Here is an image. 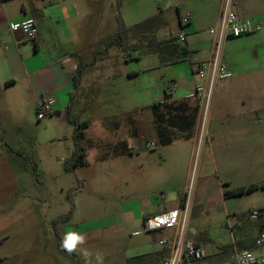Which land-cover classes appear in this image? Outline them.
Returning a JSON list of instances; mask_svg holds the SVG:
<instances>
[{"label": "rangeland", "instance_id": "rangeland-1", "mask_svg": "<svg viewBox=\"0 0 264 264\" xmlns=\"http://www.w3.org/2000/svg\"><path fill=\"white\" fill-rule=\"evenodd\" d=\"M26 1L16 0L8 9ZM73 1L80 5V11H87V16L82 24L73 19L68 26L83 29L79 42L86 47L82 55L85 72L71 119L88 124L82 130L89 163L65 172L64 162L72 155L75 131L65 116H47L39 121L36 108L18 105L17 109H9L0 96V264H85V250L91 254V264H96L97 254L103 256V264H156L155 258L150 260V255L144 253L149 246L157 247L155 239L169 238L168 232L154 235L144 227L136 232L125 222L131 216L125 210L160 197L157 187L149 184V164L160 161V147L147 149L132 159L111 156L116 138H127L130 143L129 138H137L133 135L135 122L154 120L153 104L166 100L170 82L178 86L173 94L176 97L194 91L200 81L191 74L189 61L163 65L160 56L148 50V39L160 42L187 35L191 58L197 60L215 51L217 36L211 31L217 26H202L194 35L184 22L190 19L189 10L203 0ZM158 14L165 24L147 40L129 39L124 42L127 48L115 46L105 52L106 39ZM56 35L64 39L62 32ZM247 38L230 39L226 54L230 48L233 55L242 53ZM28 44L33 46L32 42ZM221 50L225 54L223 44ZM12 53H16L13 46L0 47L1 68ZM212 102L202 107L198 116L190 112L189 129L170 131L171 138H204L205 142L212 138L217 106L215 98ZM153 138H157L156 131ZM232 162L228 174L218 172L211 153L200 142L188 182L187 173L180 181L182 187L187 182L186 192L191 196L187 238L208 245L210 251L222 244L230 245L233 237L229 224L244 222L252 229L264 224V189L225 197L228 190L263 183L264 151L233 158ZM126 170L128 173H124ZM253 210L262 212L257 221L248 219ZM69 214L68 220H60ZM68 231L86 237L72 254L60 247Z\"/></svg>", "mask_w": 264, "mask_h": 264}, {"label": "crops", "instance_id": "crops-1", "mask_svg": "<svg viewBox=\"0 0 264 264\" xmlns=\"http://www.w3.org/2000/svg\"><path fill=\"white\" fill-rule=\"evenodd\" d=\"M15 1L0 0V47L5 44L16 49L15 54L7 55L4 69L0 67V96L9 109H17L18 105L21 107L27 105L35 109L42 98L52 97L55 99V108L50 117L56 119L65 116L68 119L69 105L72 111L81 88L85 72L82 55L86 50V47H81L79 42L83 29L68 26L69 21L73 19H78L79 24H82L87 11L84 9L80 11V5L73 0H28L22 2L18 8L9 10V5H14ZM222 4L223 0H203L189 10L188 27L193 30L194 35L202 26L219 25ZM234 10L240 19H250L260 23L262 30L243 36L250 39H246L247 46L238 55L237 53L233 55L231 48L226 54L229 40L233 38H227L223 42L225 54L221 50L220 60L230 70L232 76L218 80L212 93L211 99L214 102L215 98L217 104L216 128L212 138H206L205 142L204 138H171L170 136V131L184 132L189 129L190 112L195 111L198 116L202 107L205 109V98L196 97L195 90H185L184 95L176 97L165 93L166 100L158 103L157 110L161 117L163 116V123H160L163 133L161 135L158 130H155L157 138H153L154 147L149 146V149L153 151L157 146L160 147V161L149 164V176L152 178L149 184L151 187H157L160 197L149 198L148 201L125 210L127 216L131 214L125 222L136 228V232H142L141 228L144 227V220L147 217L181 208L185 200L191 163L200 142L203 149L211 153L217 171L224 174H228L232 169L233 158L242 159L253 152L264 151V126H262L264 121V0H234ZM31 17L36 19L39 30L38 40L32 42L33 46L28 44L19 33L10 29L11 23H20ZM56 32H62L64 39L59 40ZM185 37V42L192 52L189 38L187 35ZM46 50L50 52L49 55L45 54ZM213 56L214 51L211 50L207 56L197 60L190 57L187 61L191 65V74L195 75L199 63L208 61ZM79 67L82 68V78L79 89L75 91L73 78ZM153 121H157L155 114ZM129 139L131 143L127 138H116L117 145L111 157L132 159L135 155H140V152H136L139 146L138 139ZM183 143H187L188 146ZM84 148L88 164L89 149L85 146ZM188 149L189 152H187ZM105 156L102 157L103 160L107 158L106 154ZM240 167L245 166L241 163ZM124 173H128V170ZM124 173L121 172L120 175ZM184 173H187V182L182 187L180 181ZM170 185L173 186L172 189H168ZM245 224L241 223L234 234L237 238V247L259 252L260 250L255 246V240L260 235V226L252 229ZM159 232H168L169 238L174 234L173 230H161L153 234L158 235ZM230 235L231 238L232 234ZM161 239L164 238L155 239L156 244ZM195 244L203 248L208 255L207 259L200 264L231 262L234 252L233 239L230 245L216 246L213 251H210L206 244L199 242ZM147 249L149 251L144 255H150V260L155 258L156 264H162V252L157 251V247L154 246H149Z\"/></svg>", "mask_w": 264, "mask_h": 264}, {"label": "built area", "instance_id": "built-area-1", "mask_svg": "<svg viewBox=\"0 0 264 264\" xmlns=\"http://www.w3.org/2000/svg\"><path fill=\"white\" fill-rule=\"evenodd\" d=\"M186 24L189 20L184 21ZM11 31L19 33L27 42H37L39 30L36 19L31 17L20 23H11ZM262 30L260 23L250 19H240L234 10V0H223L219 25L211 31L217 36L214 56L208 61L199 63L195 75L200 79L194 95L205 98L206 107L211 101L215 84L218 80L228 79L232 76L230 70L221 63V47L227 38H239L257 33ZM179 42L185 43V35H181ZM177 84L170 82L166 93L173 95L177 91ZM163 103V102H162ZM205 107V108H206ZM55 99L52 97L42 98L36 107L37 119L42 120L54 113ZM150 147H154L151 143ZM191 196L185 193L183 205L178 210L169 211L163 214L152 215L144 220V228L148 232L161 230H174L170 238L161 239L157 242V251L162 252V264H200L206 260L208 255L203 248L196 245L187 238V222ZM261 216L260 210H253L248 217L251 221H257ZM240 224H229V231L234 240V252L231 262L228 264H264V233H261L255 240V246L260 250L254 252L249 249L237 247V238L234 235ZM251 257V258H250ZM224 264V263H217Z\"/></svg>", "mask_w": 264, "mask_h": 264}, {"label": "trees", "instance_id": "trees-1", "mask_svg": "<svg viewBox=\"0 0 264 264\" xmlns=\"http://www.w3.org/2000/svg\"><path fill=\"white\" fill-rule=\"evenodd\" d=\"M165 22L160 17V14L151 17L139 24H136L130 29H125L117 32L114 36L106 39L104 41L105 52L109 49L117 46L120 48H127L124 43L126 40L137 38L139 40H147L148 36L152 35L158 28L163 26ZM150 44L148 45V50L154 53H157L160 56V61L163 65H174L183 61L190 60L191 50L188 45L178 41L177 37H172L160 42H154L151 39H148ZM82 78V68L79 67L77 74L73 78L74 90H78L81 84ZM72 97V94H71ZM162 104V103H161ZM159 107L158 103L153 104L154 114L156 115L155 122L139 120L134 123V134L137 136L139 146L136 152H143L149 149V145L153 140V131L158 130L162 135L163 127L160 123H163V119L159 114L157 108ZM68 121L74 125L75 131L73 134V143L74 150L72 156L64 162V170L67 173L73 172L78 167H83L87 165L85 148L82 144L84 137V131L88 124L87 123H78L75 120L71 119V105L68 108ZM264 189V183L261 185H250L248 187H241L236 189H231L226 191L225 197H234L243 195L245 193H251L257 189ZM261 212V211H260ZM262 213V212H261ZM71 214L66 217L60 218L61 221H66L69 219ZM260 218V217H259ZM260 234L264 233V224L260 226ZM240 243V242H239ZM250 250V249H249Z\"/></svg>", "mask_w": 264, "mask_h": 264}, {"label": "clouds", "instance_id": "clouds-1", "mask_svg": "<svg viewBox=\"0 0 264 264\" xmlns=\"http://www.w3.org/2000/svg\"><path fill=\"white\" fill-rule=\"evenodd\" d=\"M85 242H86L85 235L77 231H68L64 234L63 239L60 243V247L68 254H72L74 252H77L78 246L83 245ZM82 255L85 258V264H91V260L89 259L91 254L87 250H85L82 252ZM95 259H96V264H103L102 255L97 254Z\"/></svg>", "mask_w": 264, "mask_h": 264}]
</instances>
